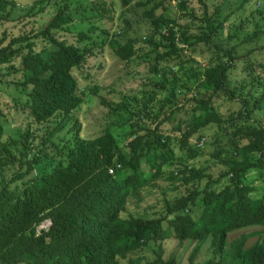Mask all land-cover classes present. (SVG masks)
<instances>
[{
	"label": "trees",
	"instance_id": "16d2710c",
	"mask_svg": "<svg viewBox=\"0 0 264 264\" xmlns=\"http://www.w3.org/2000/svg\"><path fill=\"white\" fill-rule=\"evenodd\" d=\"M132 1L120 0L122 6ZM10 2L0 0V12ZM150 2L153 1L135 4L143 6ZM183 5V0H177V10L184 9ZM158 6L159 2H155L142 12L152 29L144 40L145 49L136 45L137 40L120 43L118 34L108 41L122 60L135 55L149 60L152 75L156 76V80L151 79L152 83L147 84L150 89L144 93L142 110L128 111L129 99L115 106L101 99L113 111L121 109L129 113L119 124L129 123L122 145L109 127L90 141L75 137L62 143L53 142L69 114L83 102L72 70L85 63L97 44L104 45L108 33L102 25L91 21L86 30L78 32L75 43L57 37L56 32L74 20L63 5L42 29L12 36L6 43H3L5 36L0 39V76L20 72L16 79L6 82L21 89L26 97L25 101L12 98L15 108L29 122L58 118L44 126L45 137H41L33 153L35 136L30 124L15 137L2 140L4 128L0 123V264H119V259L151 240L169 237L178 241L203 240L208 236L216 254L204 264H264L263 241L245 247L247 238L255 233H242L227 243L228 233L234 229L264 227V178L258 183V195H253L252 182L245 180L249 170L264 168V124L256 118L250 119L255 110L264 112V62H257L256 69L248 67V77L238 90L228 76L235 63L233 46L217 47L218 53L204 66L190 56L176 64L178 73L165 65L159 66V61L179 55L184 47L199 41L207 43L223 21L214 24L212 15L218 6L211 13L204 11L207 31L189 35L185 33L188 29L182 30L174 17L166 12L157 14ZM92 9L99 19L107 14V9L94 1ZM259 13L260 18L254 22V31L247 39L264 35V10ZM87 20V15L80 18L83 23ZM37 39L43 42L38 48ZM18 58L19 65L15 63ZM180 89H194L198 97L190 99L193 106L187 116L172 127L180 134H164L160 126L178 111L175 98ZM159 90L167 93L157 110L164 112L168 108L170 115L154 119L156 123L150 128L138 118L151 117L148 107ZM221 93L229 99L235 96L241 103L240 110L229 118L223 117L213 101ZM213 122L226 123L231 128L228 136L231 151L225 161L228 169L212 179L205 168L186 161L201 155V150L190 143V136ZM177 139V147L186 151L184 156L173 152L171 144ZM242 140L246 142L241 143ZM222 150L218 147L212 156L220 158ZM15 163L23 170L5 179L3 169L15 167ZM169 164L176 170L169 171L168 179L184 185L186 192L167 200L166 211L159 216L120 218L125 196L138 189L140 183L160 177L164 166ZM27 173L30 176L22 188H9L10 182L22 179ZM226 177L229 181L220 190L210 189ZM203 179H207V184L201 189ZM45 220L50 224L38 232V226ZM198 249L195 246L190 252V260ZM162 254L163 249L145 264H176L173 256L164 258ZM141 259V256L133 257L129 264H144Z\"/></svg>",
	"mask_w": 264,
	"mask_h": 264
},
{
	"label": "rangeland",
	"instance_id": "374dc122",
	"mask_svg": "<svg viewBox=\"0 0 264 264\" xmlns=\"http://www.w3.org/2000/svg\"><path fill=\"white\" fill-rule=\"evenodd\" d=\"M4 11L0 12V39L5 36L3 43H6L12 36L28 34L30 29L38 31L42 29L58 10L59 7L66 5L67 12L71 13L74 20L65 29L56 32L57 37L64 38L67 42L75 43L78 39V32L86 30L93 21L96 25H102L107 30L108 39L104 45L97 44L93 54L86 58L85 63L80 67L74 68L72 74L77 80L78 91H82L83 102L77 106L65 122V126L53 137L54 143H62L64 140L70 141L78 137L85 140H92L98 136L105 127H109L116 138L118 144H124L129 131V123L120 126L119 124L129 116L128 111L136 112L137 108L142 110L144 93L150 88L147 84L156 80L152 75L149 60H144L142 56L135 55L129 60H122L117 57L108 41L113 34H118L120 43L128 40H137L136 45L146 48V40L151 34L149 20L143 17L144 9L150 8L153 3L159 2L156 13H167L174 17L181 29H188L185 33L189 35L201 34L205 29L204 11L211 13L214 9L218 10L212 15L214 24L222 20L223 24L217 27L216 31L210 35L207 43L199 41L198 43L184 47L179 55H171L169 58L161 60L158 65L170 67L172 71L178 73L177 65L179 60H184L190 56L196 59L202 66L207 64L214 55L218 53L217 47L228 49L233 46L235 49L234 64L228 71V76L236 90L244 83L248 77L247 69L249 66L257 68V62H264V35L259 34L257 38L247 39L254 31V22L260 18L259 11L264 10V0H183L184 9L177 10V0H151L147 5L137 6L135 2L143 0H133L127 6H122L120 0H10ZM100 4L107 9L106 16L98 18L95 10L92 9V2ZM220 5V6H219ZM36 11V14L31 13ZM87 15L89 20L84 23L80 18ZM262 18V17H261ZM38 48L43 42L36 40ZM141 53V51H139ZM192 61H189L191 63ZM19 65L20 58L16 59ZM194 63V62H193ZM177 64V65H176ZM188 64V62H187ZM176 65V66H175ZM20 72H12L5 76H0V123L3 125L4 132L2 140L15 137L23 132L28 125L30 131L34 134V147L32 152L36 151V145L39 144L41 137H45L44 126L51 125L57 116L45 122H29L22 111L15 108V102L12 98L25 101L24 92L16 88L12 83L6 80L16 79ZM92 89L93 91H91ZM157 95L149 105L151 117L143 116L138 118L142 120V125L150 128L154 127V119L162 118L169 114V109L164 112L157 110L162 102L165 90L156 91ZM195 90H182L177 94L175 102L178 111L163 122L160 126L164 134L180 133L174 132V124L187 116L189 109L193 106ZM198 97V96H196ZM237 97H240L237 96ZM106 99L112 105L120 103L125 99L130 100V106L125 113L121 109L113 111L107 105L102 104L101 99ZM216 109L223 114L224 118H229L237 113L241 108V103L235 96L232 99L221 93L213 97ZM157 113V114H156ZM258 119L264 124V112L255 110L251 113L250 119ZM145 123V124H144ZM231 128L226 123L213 122L197 133L190 136L189 141L196 148L201 150V155L194 159L186 161L187 164L199 168H205L210 178H217L220 173L228 169L225 162L230 155L231 146L229 145V131ZM246 142L242 140L241 143ZM171 146L176 156H184L186 151L178 148V139L173 141ZM222 147L220 158L212 156V153ZM50 151V149L48 150ZM30 155V154H29ZM29 155L27 156L29 158ZM176 167L174 165L164 166V172L160 177L150 182L140 183L139 188L130 191L124 198V204L119 211L120 218L129 217H154L159 216L166 211V201H172L176 197L186 192V187L178 182L172 183L168 179L169 171L172 172ZM20 169L17 163L15 167H5L3 175L5 179L10 178L15 171ZM35 171V170H33ZM30 173H27L22 179L14 180L9 183V188H22L24 182L28 180ZM264 178L263 169L249 170L245 180L254 185V194L258 195V183H262ZM2 176L0 174V181ZM207 179L200 181V188L203 189L207 184ZM229 179L223 178L219 182L212 184L210 189L220 190L228 183ZM194 217L196 214L192 213ZM50 224L49 220L43 221L38 226V232L41 228L46 229ZM255 233L247 238L245 247L252 245L256 241L264 242V227L248 226L234 229L228 233L227 243L240 236L242 233ZM195 246L199 249L193 260L189 259L190 252ZM163 249V257L173 256L176 264H204L207 260L215 256L211 246L210 236L203 240L186 238L178 241L177 238L169 237L161 240H151L137 250L130 251L126 257L119 259V264H129L133 257L141 256V263H146L156 257L159 250Z\"/></svg>",
	"mask_w": 264,
	"mask_h": 264
},
{
	"label": "built area",
	"instance_id": "2783aa9c",
	"mask_svg": "<svg viewBox=\"0 0 264 264\" xmlns=\"http://www.w3.org/2000/svg\"><path fill=\"white\" fill-rule=\"evenodd\" d=\"M109 171L112 172V169H110Z\"/></svg>",
	"mask_w": 264,
	"mask_h": 264
}]
</instances>
